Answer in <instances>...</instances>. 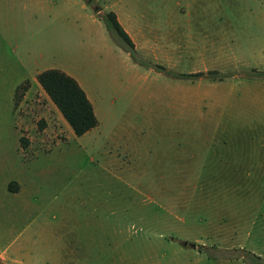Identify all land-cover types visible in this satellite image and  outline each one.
<instances>
[{"label":"rangeland","instance_id":"374dc122","mask_svg":"<svg viewBox=\"0 0 264 264\" xmlns=\"http://www.w3.org/2000/svg\"><path fill=\"white\" fill-rule=\"evenodd\" d=\"M59 16L12 69L10 87L29 79L15 104L0 88L3 179L22 174L20 143H47L27 158L48 223L25 261L264 264V0H61ZM37 64L80 83L96 128L78 137L51 109Z\"/></svg>","mask_w":264,"mask_h":264},{"label":"crops","instance_id":"0c3cea01","mask_svg":"<svg viewBox=\"0 0 264 264\" xmlns=\"http://www.w3.org/2000/svg\"><path fill=\"white\" fill-rule=\"evenodd\" d=\"M60 2L61 0H0V88H3V93H7L8 96H14V98L11 97V104L13 102L15 104L17 87L29 82L28 76H26L17 81L14 88L10 87L12 69L17 68L18 65L23 70L27 68L29 59L25 55L26 45L37 41L44 17L48 21L59 19ZM8 48L11 50L9 57L5 53V49ZM36 68L32 84L38 83V75L44 72V69H41L42 64H37ZM47 70L52 69L49 67ZM6 85H9L7 92L4 91ZM43 97L49 101L51 109L58 112L49 96ZM87 97L93 105L96 115L95 104L89 96ZM42 112L47 117V112ZM46 144L44 142H30L28 145L20 143L18 154L21 159L22 174L18 177L9 176L3 179L1 172L6 174L7 169L0 168V264H28L25 261V255H22L24 245L29 240L28 234L32 238L36 237L42 223L43 227L48 223H44L43 218L41 219L38 210L33 205V202L38 200L36 197L38 193L34 191L36 190L35 178L40 176L42 169L37 171L38 165L27 164L28 160L30 161L27 159L29 156L36 158L34 160L37 161ZM6 162H8L6 158H0V167L9 168ZM11 183L16 184L13 190ZM28 214L31 218H28ZM29 229L30 232H28Z\"/></svg>","mask_w":264,"mask_h":264},{"label":"trees","instance_id":"16d2710c","mask_svg":"<svg viewBox=\"0 0 264 264\" xmlns=\"http://www.w3.org/2000/svg\"><path fill=\"white\" fill-rule=\"evenodd\" d=\"M104 22L108 31L120 40L127 53L134 58L135 44L119 22L117 15L113 12L106 14ZM37 79L76 136H83L98 126L93 105L74 78L62 71L52 69L42 72Z\"/></svg>","mask_w":264,"mask_h":264},{"label":"water","instance_id":"95a60500","mask_svg":"<svg viewBox=\"0 0 264 264\" xmlns=\"http://www.w3.org/2000/svg\"><path fill=\"white\" fill-rule=\"evenodd\" d=\"M101 11H102V9H101V8H99V7H97V8H95V9H94V11H93V12H94V14H95V15H98V14H100V13H101ZM184 245H185V246H187V245H188V243H187V242H185V243H184ZM191 247H192V248H195L196 246H195V244H191Z\"/></svg>","mask_w":264,"mask_h":264}]
</instances>
